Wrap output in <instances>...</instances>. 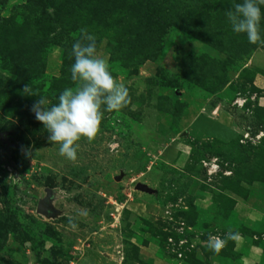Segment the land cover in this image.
<instances>
[{"label":"rangeland","instance_id":"1","mask_svg":"<svg viewBox=\"0 0 264 264\" xmlns=\"http://www.w3.org/2000/svg\"><path fill=\"white\" fill-rule=\"evenodd\" d=\"M242 2L0 0V264H264V44L232 30ZM81 29L131 102L71 162L31 109L74 86Z\"/></svg>","mask_w":264,"mask_h":264},{"label":"clouds","instance_id":"2","mask_svg":"<svg viewBox=\"0 0 264 264\" xmlns=\"http://www.w3.org/2000/svg\"><path fill=\"white\" fill-rule=\"evenodd\" d=\"M262 5L264 0H243L225 13L232 30L245 34L254 45L264 44L260 35ZM81 34L71 49L74 86L64 89L56 104L45 107L49 101L39 97L31 109L49 133V142L59 145V154L71 162L78 158L81 140L92 143L99 135L104 111L119 112L131 102L127 87L113 76L108 60L97 54L96 38L86 29H81ZM23 93L36 96L30 85H25ZM240 239L238 231L229 230L223 238L208 233L207 246L218 255L228 241Z\"/></svg>","mask_w":264,"mask_h":264},{"label":"water","instance_id":"3","mask_svg":"<svg viewBox=\"0 0 264 264\" xmlns=\"http://www.w3.org/2000/svg\"><path fill=\"white\" fill-rule=\"evenodd\" d=\"M140 188H142V189H144V190H147L146 186H144V185H141ZM39 211H40V212L42 211V208H41V207H39Z\"/></svg>","mask_w":264,"mask_h":264},{"label":"built area","instance_id":"4","mask_svg":"<svg viewBox=\"0 0 264 264\" xmlns=\"http://www.w3.org/2000/svg\"><path fill=\"white\" fill-rule=\"evenodd\" d=\"M213 167H215V168H213ZM212 168H213L214 170H216V168H217V165H212Z\"/></svg>","mask_w":264,"mask_h":264}]
</instances>
